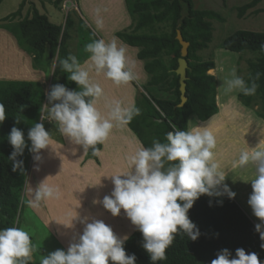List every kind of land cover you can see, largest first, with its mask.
<instances>
[{
	"label": "clouds",
	"instance_id": "1",
	"mask_svg": "<svg viewBox=\"0 0 264 264\" xmlns=\"http://www.w3.org/2000/svg\"><path fill=\"white\" fill-rule=\"evenodd\" d=\"M99 11L97 9L98 28L103 26ZM84 50L89 56L83 64L73 54L59 59V66L68 74L67 79L75 82L79 90L69 89L61 83L50 87L47 103L40 109V122L34 123L27 132L30 146L26 144L21 129L16 126L11 128L8 141L13 148L10 154L13 171L22 169L23 161L16 157L21 156L26 147L36 161L41 159L42 149L52 148V136L43 124L45 120L55 122L60 135L81 146L84 152L91 148L95 155L99 152L96 146L108 139L115 126H126L140 114L134 103L125 105L119 99L105 104L106 114L98 106L105 92L93 80V72L102 74L117 87L136 79L126 49L118 46L115 40L95 39L87 43ZM230 77L225 81L226 92L256 93L258 85L255 81L259 74L246 81L232 69ZM5 118V106L0 104V123ZM260 128L261 136H264V127ZM165 140L162 143L154 139L151 147L141 145L128 155L127 170L104 176L113 185L111 194L93 203L101 204L112 216L120 215L123 210L142 234V247L151 264H157L166 259V249L177 234L186 235L191 240L200 236L199 228L188 216L194 202L201 195L233 199L236 193L225 183L226 177L236 169L251 166L253 178L245 181H250L252 189L247 204L259 220L254 230L259 234L260 247L264 249V139H260L254 147L241 149L228 167H222L216 159V133L208 126L169 131ZM30 192L32 198L28 204L34 208L43 201L61 196L59 187L46 180ZM74 221L83 225L82 234L69 243L66 251L57 249L42 256L39 264H109L110 261L112 264H136L135 254H127L124 248L128 235L118 236L102 220L92 218L89 222V217H80L77 212L66 223H58L65 228H73ZM34 252L35 246L27 231L16 227L0 229V264H32ZM210 264L264 262L258 259L255 252L246 253L245 249L237 248L233 256L229 249L224 248L217 252Z\"/></svg>",
	"mask_w": 264,
	"mask_h": 264
},
{
	"label": "trees",
	"instance_id": "2",
	"mask_svg": "<svg viewBox=\"0 0 264 264\" xmlns=\"http://www.w3.org/2000/svg\"><path fill=\"white\" fill-rule=\"evenodd\" d=\"M262 1L250 0L237 7V17L242 18L247 10ZM126 3L135 16L133 29L131 32H117L116 37L126 45L138 48L136 58L143 62V71L149 77L146 87L163 85L167 93L175 96L159 98L150 93L139 94L135 106L140 109V114L126 126L147 148L152 146L154 139L166 142L165 135L169 131L187 130L191 115L205 121L217 113V80L208 73L215 68V64L212 60L200 59L197 52L206 49L211 40L210 21L222 23L224 18L212 10L194 8L192 0H126ZM22 7L23 0L16 11L6 15L3 20L10 21L19 16ZM165 23L169 25L170 31L157 34L154 25ZM3 29L17 39L21 48L24 47L26 52L35 57L47 53L49 59L55 60L53 78L69 89L79 90L59 66V59L68 56L66 28L51 23L46 15L33 9L30 17L21 19L14 28ZM177 30L189 43L185 58L187 100L182 107L178 106L179 81L175 74L180 57ZM222 47L231 52L249 51L257 54L256 59L248 63L249 72L244 78L249 81L250 77L255 78L259 74L255 81L258 85L256 93L243 95L240 92L238 99L245 107H250L255 99H259L261 109L258 116L264 121V31H234L223 40ZM45 103L47 94L39 83L0 80V104L5 106L6 112L5 120L0 123V229L17 228L16 218L22 209V191L32 154L26 147L23 154L16 157L23 161L22 169L13 171V161L10 159L13 148L8 141V134L16 126L23 131L26 144L30 146L27 132L34 123L40 122V109ZM17 120L19 123H16ZM96 147L99 150L102 148L101 144ZM87 155L88 158L96 159L91 148L87 150ZM188 216L199 228L200 236L191 240L186 235L177 234L166 249V259L157 264H210L217 252L224 248L229 249L233 256L237 248L245 249L246 253L255 252L258 259L264 262V249L260 247L261 240L254 230L255 224L234 199L201 195L188 211ZM142 243V234L135 229L124 244L125 251L135 254L136 264H151Z\"/></svg>",
	"mask_w": 264,
	"mask_h": 264
},
{
	"label": "rangeland",
	"instance_id": "3",
	"mask_svg": "<svg viewBox=\"0 0 264 264\" xmlns=\"http://www.w3.org/2000/svg\"><path fill=\"white\" fill-rule=\"evenodd\" d=\"M21 1L2 0L0 3V80L35 81L42 86L45 94H47L52 85L58 83L53 78L54 59H49L47 53L41 57H35L33 54L26 52L24 47L21 48L18 44L17 39L3 29V27L14 28L21 19L30 17L32 10L36 9L40 14L46 15L51 23L67 29L68 38L65 44L68 55H76L82 64L89 56V53L85 52L84 46L95 39H104L106 42L115 40L118 46L126 49L130 67L136 76V79L129 84L117 87L110 80L104 78L102 74L96 75L94 72L92 73L93 80L98 82L105 92V97L98 105L105 114L107 111L105 104L112 99H119L125 105H128L135 104L140 93H150L159 98H175V96L164 90L163 85L154 88L146 87L145 84L149 77L143 71V62L136 58L138 48L126 45L116 37L117 32H131L135 22V16L128 9L126 0H23L20 15L10 21H4L3 18L16 11ZM249 1L225 0L222 3V0H192L194 8L217 12L224 18V22L210 21L212 26L211 40L206 49L197 52L200 59L212 60L215 64L214 76L217 80L215 103L217 113L205 121H200L196 116L191 115L188 119L187 130L195 126L212 128L217 138L216 159L220 164L228 162L227 165L229 164V166L231 165V160L238 156L237 154L241 149L247 146L254 147L260 139H264V136H261L260 128L264 127V121L258 116V112L261 109V101L255 99L250 107H245L238 99L239 91H225V81L231 78L232 69H235L237 75L243 78L247 77L249 72L248 63L254 61L257 54L249 51L236 53L225 50L222 47L223 40L237 30L264 31V1L247 10L242 18L237 17V7ZM97 9L100 10L99 18L103 22V26L100 28L96 25L98 18ZM154 28L157 34L170 31L169 25L166 23L155 24ZM165 59L167 61L166 57ZM17 76L20 78L13 79V77ZM43 124L52 136V148L49 147L41 151L49 153L46 161L49 167L59 175L62 163L57 160V157L65 155L67 152L66 143H70V141L59 134L56 130L55 122L45 120ZM130 131L127 126H115L108 139L103 143V148L98 152L99 159L96 157V163L86 160L82 166L77 167L85 189L87 204L84 209H89L91 212L89 220L91 221L92 218L102 220L118 236H130L135 227L125 216L123 210H121L120 217L112 216L101 204L93 203V201L111 194L113 185L111 180L104 176L127 170L126 157L141 146L138 138L134 137V133L131 131L132 134ZM56 143L63 144V146L60 145V147ZM74 149L78 155L83 153V148L79 145H76ZM33 156L34 154H31L26 185L22 191V209L18 212L16 225L17 228H22L30 234L31 241L35 246L32 263L39 264V259L42 256H46L57 249H63V247L38 219L35 215L36 213L32 212L33 210L34 212L40 211L43 202H41L39 207L35 208L28 204V201L32 198L30 189H35L41 183L40 163L42 161L34 160ZM82 157L80 158L81 163L88 157L87 153ZM68 165L71 166L72 164ZM77 169H74L76 182L79 181L78 174L75 172ZM236 170L244 172L241 169ZM231 173L228 176L235 181L236 178L232 177ZM229 177L227 178L229 179ZM93 184L98 185L92 186ZM234 184L231 186L234 187ZM237 188L239 189V187ZM241 190L242 186H240L239 190H234V192L236 191L239 195L242 192ZM71 193L75 201L76 199L78 201L80 193L75 188L72 189ZM78 202L80 203V201ZM243 203H241L243 208H250L247 203ZM76 212L78 213L79 211L75 209L72 214H76ZM41 214L44 215L43 217L46 218L47 224L52 228L54 222L49 219L50 216L46 212ZM55 221L57 223L63 222L59 213L56 214ZM58 225L59 228L64 227L60 223ZM74 229L76 230V226L72 228V230ZM74 238H77V236L72 237L71 235V238L66 241V245L73 242ZM61 241L65 243L64 240Z\"/></svg>",
	"mask_w": 264,
	"mask_h": 264
},
{
	"label": "crops",
	"instance_id": "4",
	"mask_svg": "<svg viewBox=\"0 0 264 264\" xmlns=\"http://www.w3.org/2000/svg\"><path fill=\"white\" fill-rule=\"evenodd\" d=\"M134 137H135V135H134ZM56 144H58L59 146L60 145L63 146V144H60V143H56ZM103 145L104 144H101L102 148H103ZM75 146L76 145L71 143V142L66 143V149H67L66 151L67 152L65 153V155L63 157H57V160H60L62 163L60 165L59 175H57L58 173H56L53 169H51L49 167L48 162L46 161L49 157V153L47 151H43V152L41 151L40 152V155H41L40 161H42L40 163L41 182L43 180H46L47 183L58 186L60 191H61V196L59 199L43 201V206H42V208H40V211L39 210L37 212H34V210L32 211L34 214L36 213L35 215L38 217V219L46 226V228H48L49 232L55 237V239L58 241V243L63 247V249L65 251L67 250V247H68V245H66V241L71 238V235H72V237L77 236V238H78V236L80 234H82L83 225L80 224L78 221H74V225L76 226V230L75 229L72 230V228H65V227L59 228L58 223L55 221L56 214L59 213L62 221L65 223L69 220L70 217L75 215V214H72L75 209H77L79 211L78 215L80 217L91 216L90 210L84 209V206L87 204L86 198H85V191H84L85 189H84V184L82 183V180H81V177L79 175L77 167L82 166L86 160H91L95 163H96V161H95V159L87 157L84 160V162L81 163L80 158L82 156H84L87 152H85V154H84V151H83V153L81 155H78L74 149ZM99 152H100V150H99ZM113 155H114V152H113ZM96 157L98 158L97 154H96ZM233 161H234V159L231 160L230 164ZM63 162H65V163H63ZM227 163L228 162L222 163L221 166L222 167L229 166V164L227 165ZM68 164H72V165L69 166ZM74 169H77V171H75V172H76V174H78V180H79L78 182H76V179L74 178V176H75L74 175ZM243 170H244V172L242 171L243 173L240 172L239 170L238 171L234 170L231 173V176L236 178L235 181L232 180L228 176L229 179L226 177L225 183H227L229 185V187L231 188L232 191H234L236 189L239 190L240 186H242V190H241L242 192L240 193L241 195L240 194L238 195V193L235 191L236 196L233 199L238 203V205L243 209V211L247 215L249 214L248 217L253 221L254 224H256L259 220H258V218H256L255 216H253L251 214L252 213L251 209L250 208L247 209V207L243 208L241 206V203H243V202L247 203L249 195L252 191L250 181L249 182H245V181L253 178V168L251 166H249L248 168L243 169ZM244 174H245V176H244ZM237 175H240V176L237 177ZM62 176H64V177H62ZM233 183H235L234 187L231 186ZM62 186H64V187H62ZM237 187H239V189ZM74 188L76 189L77 192L80 193V198L78 199V201H80V203L77 201V199L75 201V198L73 197V194L71 193L72 189H74ZM242 197H243V199H242ZM48 207H50V208H48ZM42 212H44V213L46 212L47 215L50 216L49 219L52 222H54V226L52 228L49 226V224H47L46 218L43 217L44 215L41 214ZM89 222H90V220H89ZM61 240H64L65 243Z\"/></svg>",
	"mask_w": 264,
	"mask_h": 264
},
{
	"label": "water",
	"instance_id": "5",
	"mask_svg": "<svg viewBox=\"0 0 264 264\" xmlns=\"http://www.w3.org/2000/svg\"><path fill=\"white\" fill-rule=\"evenodd\" d=\"M176 40L180 45V57L178 58V66L175 69V74L178 75L179 81V92H180V103L179 107H182L186 102V69H187V60L185 59L188 53L189 43L182 38L180 30L176 31Z\"/></svg>",
	"mask_w": 264,
	"mask_h": 264
},
{
	"label": "bare ground",
	"instance_id": "6",
	"mask_svg": "<svg viewBox=\"0 0 264 264\" xmlns=\"http://www.w3.org/2000/svg\"><path fill=\"white\" fill-rule=\"evenodd\" d=\"M96 28V27H95ZM18 57V56H17ZM208 73L210 74L211 73V75H214V69H212V70H210V71H208ZM18 78H20V77H13V79H18ZM249 215V214H248ZM259 222V221H258ZM257 222V223H258Z\"/></svg>",
	"mask_w": 264,
	"mask_h": 264
}]
</instances>
